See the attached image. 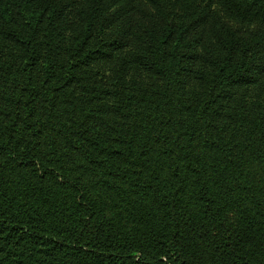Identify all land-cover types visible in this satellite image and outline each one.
I'll use <instances>...</instances> for the list:
<instances>
[{
    "label": "trees",
    "instance_id": "16d2710c",
    "mask_svg": "<svg viewBox=\"0 0 264 264\" xmlns=\"http://www.w3.org/2000/svg\"><path fill=\"white\" fill-rule=\"evenodd\" d=\"M0 264H264V0H0Z\"/></svg>",
    "mask_w": 264,
    "mask_h": 264
}]
</instances>
